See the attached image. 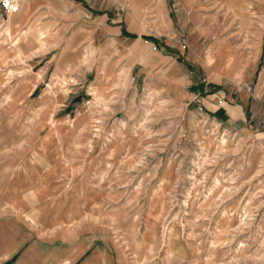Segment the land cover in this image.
Here are the masks:
<instances>
[{"label":"rangeland","instance_id":"rangeland-1","mask_svg":"<svg viewBox=\"0 0 264 264\" xmlns=\"http://www.w3.org/2000/svg\"><path fill=\"white\" fill-rule=\"evenodd\" d=\"M111 9L132 44H114L101 16ZM144 36L225 76V99L257 93L264 110V0H22L0 11V110H10L12 151L52 129L71 185L84 178L116 193L102 218L120 242L156 226L158 244L188 243L206 264H264V128L218 124L196 100L171 101L167 92L179 100L182 90L160 86ZM255 48L260 62L246 66Z\"/></svg>","mask_w":264,"mask_h":264},{"label":"crops","instance_id":"crops-1","mask_svg":"<svg viewBox=\"0 0 264 264\" xmlns=\"http://www.w3.org/2000/svg\"><path fill=\"white\" fill-rule=\"evenodd\" d=\"M101 16L106 24H114L109 29L116 46L132 44L119 13L111 9ZM192 38V52L196 56V37L192 35ZM141 42L152 48L154 58H146L145 64L157 65L160 86L167 91L173 84L182 90L179 100L167 92L171 101L196 100L211 112L218 124L228 122L231 127L240 124L247 130L255 125L264 128V110L257 93L243 90L239 94L234 90L225 99L226 87H221V83L226 77L213 72L205 62L200 65L203 74L198 75L200 70L192 67L195 58L184 57L176 44L163 43L157 37L155 41ZM166 46L174 49L175 54H163L162 48ZM130 52L139 53L135 48ZM261 56V48H255L246 66L258 65ZM181 57L184 59L178 61ZM223 58L234 64V57L226 54ZM203 76L213 79L206 80ZM103 79L110 82L114 74L111 72ZM99 86L95 88L101 91ZM263 92L264 84L258 93ZM232 96L241 104H236ZM82 111H78V116L84 114ZM0 112L3 117L0 120V264H143L145 258L146 264H206L203 255L193 253L188 243L169 237L158 244L156 226L150 230L143 227L140 236L127 242L118 241L109 229L110 222L102 218L108 203L117 202L116 193L95 189L83 182L84 178L72 186L70 170L60 156L59 142L53 139L52 129L44 137L24 140L18 150L12 151V140L9 134L4 135L10 110L3 107ZM37 130L35 127L34 132ZM170 253L171 257L166 258Z\"/></svg>","mask_w":264,"mask_h":264},{"label":"built area","instance_id":"built-area-1","mask_svg":"<svg viewBox=\"0 0 264 264\" xmlns=\"http://www.w3.org/2000/svg\"><path fill=\"white\" fill-rule=\"evenodd\" d=\"M22 0H0V11L3 13H12L18 10Z\"/></svg>","mask_w":264,"mask_h":264},{"label":"trees","instance_id":"trees-1","mask_svg":"<svg viewBox=\"0 0 264 264\" xmlns=\"http://www.w3.org/2000/svg\"><path fill=\"white\" fill-rule=\"evenodd\" d=\"M143 38L148 40V41H155V38L152 36H144ZM164 50L166 53L172 54V50L168 49L167 47H164ZM76 101H77V99H76Z\"/></svg>","mask_w":264,"mask_h":264},{"label":"bare ground","instance_id":"bare-ground-1","mask_svg":"<svg viewBox=\"0 0 264 264\" xmlns=\"http://www.w3.org/2000/svg\"><path fill=\"white\" fill-rule=\"evenodd\" d=\"M141 56H143L141 53H140Z\"/></svg>","mask_w":264,"mask_h":264}]
</instances>
